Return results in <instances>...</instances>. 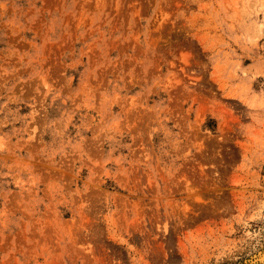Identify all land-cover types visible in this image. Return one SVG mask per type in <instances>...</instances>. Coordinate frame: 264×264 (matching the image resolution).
I'll use <instances>...</instances> for the list:
<instances>
[{
	"label": "rangeland",
	"instance_id": "374dc122",
	"mask_svg": "<svg viewBox=\"0 0 264 264\" xmlns=\"http://www.w3.org/2000/svg\"><path fill=\"white\" fill-rule=\"evenodd\" d=\"M0 264H264V0H0Z\"/></svg>",
	"mask_w": 264,
	"mask_h": 264
}]
</instances>
